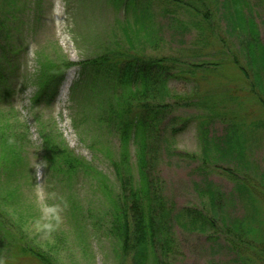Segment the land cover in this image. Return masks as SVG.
<instances>
[{"label": "trees", "instance_id": "1", "mask_svg": "<svg viewBox=\"0 0 264 264\" xmlns=\"http://www.w3.org/2000/svg\"><path fill=\"white\" fill-rule=\"evenodd\" d=\"M105 1L114 10L124 12L121 30L129 48L117 40L103 48L98 56L78 64L46 60L38 51L40 68L35 76L38 90L31 101L33 108L52 107L65 73L73 67L79 68L73 93L81 95L82 103L74 115V127L81 132L84 130L86 136H80L90 144V149L109 161L114 179L74 155L58 129L46 126L40 129L42 159L47 162L46 172L56 185L66 187L76 180H86L91 184L94 196L105 199L97 208L89 203L84 206L77 198H69L72 217L77 221L86 219L79 231L87 232L91 228L114 241L120 264H176L180 255L177 227L206 234L215 226L213 218L203 211L178 209L165 194V183L156 171L157 158L151 156L150 141L172 113V105L166 103L169 97L167 83L173 78L171 66L178 62L141 55L140 51L136 52V41L140 42L143 31L148 45L156 43L152 11L155 4L166 12V6L181 9V15L189 18L187 22L179 21L181 29L187 31L195 25L199 29L197 40L210 44L223 42L212 25L216 17L226 16L230 21L227 33L244 40L241 51H245V65H240L228 52L224 59L216 60L218 55H212L216 57L214 60L191 66L193 70L208 73L221 66L233 67L243 76V88L224 86L225 96L219 101L210 95L196 103L206 111L199 116L205 150L200 170L203 174L221 171L235 183L234 193L243 204L250 206L251 218H223L222 221L225 226L232 224L242 252L250 254L243 258V264H264V172L252 159L255 154L251 148L264 142V44L255 21L246 13L247 3L245 0H223V10L212 0ZM23 6V0H0V257L6 258V264H62L61 254L69 238L56 233L53 239L47 240V246H42L30 236L34 220L31 222V216L18 211L22 202L18 171L24 164L31 135L28 127L24 126L21 131L18 124L7 118L3 106L16 94L11 80H15L13 57L18 48L11 42V25ZM208 26L211 29L207 30ZM197 80L194 81L199 82ZM199 89L197 84L193 92L197 93ZM235 95L240 100L238 105L234 101ZM250 102H253L252 110ZM246 103L248 110L244 107ZM217 120L223 123V134L210 138V127ZM187 125L180 130L174 129V135ZM92 129L94 136L89 133ZM111 135L119 140L117 153L107 146ZM132 145L135 146V166ZM209 145L215 151L213 167L207 162ZM178 156L184 158V155ZM229 158L231 160L227 161ZM212 188L213 185H207L205 194L210 203L216 205L220 194ZM83 252L84 256L88 254V250ZM8 258L12 260L8 261Z\"/></svg>", "mask_w": 264, "mask_h": 264}, {"label": "rangeland", "instance_id": "2", "mask_svg": "<svg viewBox=\"0 0 264 264\" xmlns=\"http://www.w3.org/2000/svg\"><path fill=\"white\" fill-rule=\"evenodd\" d=\"M212 1L217 8L222 6L224 10L223 0ZM245 2L246 13L255 21L260 41L264 44V0ZM23 3L25 7L23 6L11 25V42L18 48L13 57V66H16L13 75L15 80H11L16 94L3 106L7 118L10 117L13 123L18 124L21 131L24 126L28 127L31 135L24 154V164L18 171L22 187V202L18 211L31 216V222L34 220L30 236L42 246H47V240L53 239L56 233L69 238L66 249L61 254L62 264H120L114 241L102 237L91 228L88 233L80 232L79 226L84 227L86 219L77 221L72 217L68 201L71 197L77 198L84 206L89 203L97 208L105 201L100 195L94 196L89 181L79 179L66 187H60L47 174L45 168L41 169L40 180L36 179V170L32 169L36 158L37 163L43 161L40 129L46 126L59 130L74 155L92 163L111 180L114 179L109 161L90 149V144L80 136H86L84 130L81 132L74 127V115L80 110L82 103L81 95L73 93V85L79 77V68L73 67L65 73L59 96L52 107L33 108L31 101L38 90L35 79L40 68L37 62L38 51L43 53L46 60H63L66 63L78 64L98 56L103 48L117 40H121L128 47L127 38L121 30L124 12L114 10L105 0H23ZM165 9L167 12L156 4L152 5L156 43L148 45L143 31L140 34V44L136 41V52L140 51L141 55L151 59H175L178 62L171 66L173 78L167 83L169 97L167 96L166 103L172 105V113L150 141L151 156L155 155L157 158L156 171L165 183L166 196L176 207L203 211L213 218L215 223L206 234L176 228L180 249L176 264H243V258L250 254L242 252L238 233L232 224L225 226L222 219L251 218V208L239 200L234 193L235 183L222 175L221 171L204 175L200 170L205 150L199 130V116L205 110L204 107L196 105L199 100L210 95L219 101L225 96L224 86L242 90L240 88H243V76L233 67L221 66L208 73L193 70L191 65L212 61L216 58L212 55H218L216 60L224 59L228 52H231V56L235 57L240 65H245V51H241L244 40L227 33L230 21L226 16H222L214 19L212 27L223 42H199V29L197 30L195 25L187 31L181 29L179 21L189 20L186 15H181V9L167 6ZM208 29L211 27L208 26ZM195 79L199 82H195ZM197 84L200 89L194 93ZM236 95L234 101L238 105L240 100ZM244 107L248 110V103ZM250 109H253V102H250ZM186 123L187 127L174 135L173 130L182 129ZM223 129L222 121L217 120L215 125L210 127V138L221 136ZM89 131L94 136L95 130ZM109 140L107 146L117 153L119 140L112 135ZM251 148L255 154L252 159L264 172V142L252 145ZM209 149L207 162L213 167L215 161L212 157L215 151L210 145ZM131 151L135 166L134 145ZM178 155H184V158ZM37 185L44 188L43 198L37 194ZM207 185H213L212 190L220 194L216 205L211 204L205 194ZM46 205L55 207L56 211L45 214L43 208ZM262 229L264 230V226ZM82 249L88 250V254L84 256ZM0 259L6 260L3 257ZM11 260L8 258V261Z\"/></svg>", "mask_w": 264, "mask_h": 264}, {"label": "clouds", "instance_id": "3", "mask_svg": "<svg viewBox=\"0 0 264 264\" xmlns=\"http://www.w3.org/2000/svg\"><path fill=\"white\" fill-rule=\"evenodd\" d=\"M36 160H37V158L34 161V166H33L32 169H35L36 170L35 171V177H36L37 180H40L41 179V176H42L41 169L47 167V162L46 161H42L40 163H37ZM35 187H36V191H37L38 196H40L41 198H43V196H44V188L42 187V185H37ZM55 211H56V208L53 207V206H47L46 205L43 208V212L45 214L54 213ZM0 264H6V262L3 259H0Z\"/></svg>", "mask_w": 264, "mask_h": 264}]
</instances>
